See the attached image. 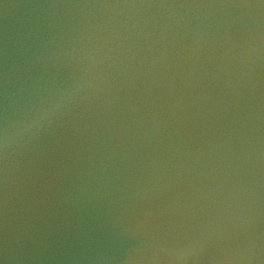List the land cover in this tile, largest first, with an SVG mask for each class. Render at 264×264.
<instances>
[{
    "label": "water",
    "instance_id": "water-1",
    "mask_svg": "<svg viewBox=\"0 0 264 264\" xmlns=\"http://www.w3.org/2000/svg\"><path fill=\"white\" fill-rule=\"evenodd\" d=\"M0 264H264V0H0Z\"/></svg>",
    "mask_w": 264,
    "mask_h": 264
}]
</instances>
